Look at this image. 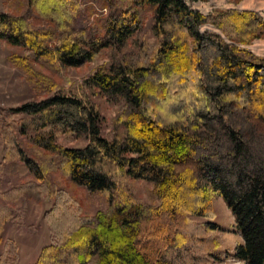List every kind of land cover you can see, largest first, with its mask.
Instances as JSON below:
<instances>
[{"label": "trees", "instance_id": "16d2710c", "mask_svg": "<svg viewBox=\"0 0 264 264\" xmlns=\"http://www.w3.org/2000/svg\"><path fill=\"white\" fill-rule=\"evenodd\" d=\"M20 3L18 14H0V41L17 49L12 62L28 75L38 66L59 74L102 54L110 60L75 89L57 84L42 100L0 110L9 163L0 174H32L53 199L43 216L49 243L32 264H224L215 194L242 238L234 256L264 264V58L245 48L264 40V18L236 9L203 15L185 0ZM146 13L155 50L132 63L125 49ZM87 92L118 105L124 138L103 136L101 111ZM62 136L85 146L66 149L56 142ZM41 150L51 157L42 159ZM56 170L104 194L110 213L85 216L65 189L49 187ZM128 179L152 184L158 204L137 201ZM10 217L0 210V243ZM17 261L18 249L7 241L0 264Z\"/></svg>", "mask_w": 264, "mask_h": 264}, {"label": "rangeland", "instance_id": "374dc122", "mask_svg": "<svg viewBox=\"0 0 264 264\" xmlns=\"http://www.w3.org/2000/svg\"><path fill=\"white\" fill-rule=\"evenodd\" d=\"M85 1V0H82ZM187 5L203 15L210 14L214 9H244L259 13L264 18V0H242L234 5L228 0H207L206 2L185 0ZM89 4L84 5V20L90 15ZM21 10L20 0H0V14H18ZM104 13V11H102ZM102 16L101 11L96 16ZM95 16V15H94ZM93 16L88 17L91 21ZM36 26L45 27L38 19ZM151 14L146 13L143 18V26L139 34L128 43L125 49V57L135 63L150 57L155 50V39L151 32ZM212 30L202 27L201 31ZM258 57L264 58V40H256L251 46L245 47ZM17 49L0 41V110L7 111L20 107L30 101L42 100L51 95L56 85H64L68 89H75L83 80L91 77L102 65L110 62L106 54H102L95 61L79 67L66 68L58 73L46 67H36V73L28 75L12 62V57ZM95 102L103 117L102 133L108 140L120 139L126 136V129L117 124L115 117L119 110L118 105L110 102L98 92H87ZM57 144L66 149H81L85 146L82 140L71 136L57 138ZM30 145V144H29ZM33 146V145H31ZM4 141L0 137V165L7 168L8 162H3ZM42 159L50 158L47 152L40 151ZM49 187L65 189L76 199L85 216L92 217L97 212L110 213L111 208L107 198L101 193H92L74 184L61 170L51 173L48 180ZM125 186L133 193L137 201L145 204H158L150 196L153 185L143 180L128 179ZM39 184L32 174L24 177L17 175L0 174V210L10 212V221L4 227L2 241L0 243V257L4 244L12 241L18 249V261L16 264H32L39 256L41 250L49 243L48 228L44 221V214L52 204L53 199L49 191L37 188ZM12 192L11 197L6 196ZM5 195V196H4ZM212 206L215 213L214 222L218 226L215 239L219 244L224 264H246L234 256L235 247L242 242L238 232L236 220L226 203L219 195L212 198ZM90 264H94V261Z\"/></svg>", "mask_w": 264, "mask_h": 264}, {"label": "crops", "instance_id": "0c3cea01", "mask_svg": "<svg viewBox=\"0 0 264 264\" xmlns=\"http://www.w3.org/2000/svg\"><path fill=\"white\" fill-rule=\"evenodd\" d=\"M234 9H235V8H234ZM236 10H244V9H238V8H237Z\"/></svg>", "mask_w": 264, "mask_h": 264}, {"label": "bare ground", "instance_id": "6f19581e", "mask_svg": "<svg viewBox=\"0 0 264 264\" xmlns=\"http://www.w3.org/2000/svg\"><path fill=\"white\" fill-rule=\"evenodd\" d=\"M210 28V27H209ZM211 29V28H210Z\"/></svg>", "mask_w": 264, "mask_h": 264}]
</instances>
